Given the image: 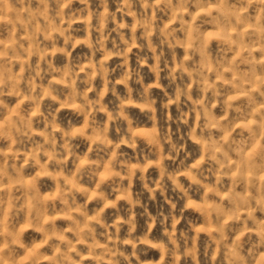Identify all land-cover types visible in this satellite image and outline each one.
<instances>
[{"label":"clouds","instance_id":"9594fccd","mask_svg":"<svg viewBox=\"0 0 264 264\" xmlns=\"http://www.w3.org/2000/svg\"><path fill=\"white\" fill-rule=\"evenodd\" d=\"M0 264H264V0H0Z\"/></svg>","mask_w":264,"mask_h":264}]
</instances>
